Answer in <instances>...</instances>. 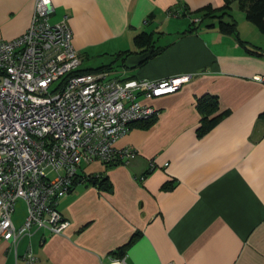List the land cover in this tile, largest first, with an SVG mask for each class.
<instances>
[{"label": "crops", "instance_id": "crops-1", "mask_svg": "<svg viewBox=\"0 0 264 264\" xmlns=\"http://www.w3.org/2000/svg\"><path fill=\"white\" fill-rule=\"evenodd\" d=\"M35 1L0 0V41L27 31ZM223 3L53 0L51 21L67 15L83 70L100 67L91 57L113 59L107 65L121 51H139L134 37L147 31L157 33V45L165 49L135 69L115 67L113 74L192 79L174 94L145 100L158 111L154 123L132 125L116 143L135 148L133 158L81 168L58 204L69 221L63 233L39 230L23 238L17 251L0 237V264H29V248L34 264H113L122 257L124 264H264V55L248 54L216 26L180 34L196 21L193 11ZM185 5L189 15H183ZM206 93L218 95L221 111L229 113L198 136L197 99ZM88 175L105 177L108 188ZM168 182L172 187L163 188ZM15 213L21 225L26 214Z\"/></svg>", "mask_w": 264, "mask_h": 264}, {"label": "built area", "instance_id": "built-area-1", "mask_svg": "<svg viewBox=\"0 0 264 264\" xmlns=\"http://www.w3.org/2000/svg\"><path fill=\"white\" fill-rule=\"evenodd\" d=\"M53 11V0H36L27 31L0 41V237L16 251L39 230L63 233L69 221L58 204L81 168L133 158L135 148L116 143L132 125L157 115L145 100L174 94L192 79L191 74L148 80L120 79L111 70L81 72L68 17L52 22ZM19 200L27 214L16 225ZM25 257L29 264L37 260L31 248ZM124 263L123 257L113 261Z\"/></svg>", "mask_w": 264, "mask_h": 264}, {"label": "trees", "instance_id": "trees-1", "mask_svg": "<svg viewBox=\"0 0 264 264\" xmlns=\"http://www.w3.org/2000/svg\"><path fill=\"white\" fill-rule=\"evenodd\" d=\"M238 3V7L242 10L245 14V18L256 25L263 33H264V0H224V3L220 7H213L212 5H206L201 7L194 12V14L199 18V21L193 22L191 27L181 32L180 34H184L187 32H193L198 30L200 27L205 28H212L218 27L219 31L233 35L240 44L245 48L246 52L250 55L254 56H263L264 49L258 46H254L247 41H244L240 37L239 28H238V21L234 18L232 14L233 4ZM183 15H189L191 12L189 11L188 6H184ZM209 20H214L211 22H207ZM159 34V33H158ZM135 46L139 49V51H121L115 55V59L113 62L102 65L95 69L89 70H81V72H92V71H100V70H112L115 67H124V62L126 58L133 54V53H143L150 49H153V53L149 59L156 56L164 47H160L157 45V33L155 32H147L143 31L137 34L134 37ZM148 59V60H149ZM148 60L143 62L141 65L145 64ZM197 108L199 112L202 114L200 126L197 129L198 136H203L210 130H212L228 113V110L221 111L220 109V98L216 94L206 93L200 96L197 99ZM260 117L264 118V112L260 114ZM156 119H151L148 121H142L135 123L134 125H139L143 128L150 127ZM117 163L107 164L109 166L115 165ZM80 177V176H79ZM79 177L74 181V184L79 180ZM89 179V181L98 184L101 188H108L105 177L95 176V175H88L85 176ZM171 182H168L164 185L163 188H171ZM123 254V253H122ZM121 254V255H122Z\"/></svg>", "mask_w": 264, "mask_h": 264}, {"label": "rangeland", "instance_id": "rangeland-1", "mask_svg": "<svg viewBox=\"0 0 264 264\" xmlns=\"http://www.w3.org/2000/svg\"><path fill=\"white\" fill-rule=\"evenodd\" d=\"M232 14L234 15V18L238 21V28H239L240 37L248 36L252 40L251 42L264 46V33L256 25H254L251 22H248V20L245 18L244 12L239 9L238 3H236V2L233 4ZM177 18L178 19H183V18L185 19V17H183V16H180ZM211 21H214V20H209L207 22H211ZM205 24H204V27H205ZM242 25H245V26L242 27ZM241 33H242V35H241ZM253 43H250V44L253 45ZM261 48L264 49V47H261ZM91 58L95 59V60H93L94 63H92L94 66H102V64H104V63L106 64V63L110 62L111 60H113L111 58H105L103 60L98 61L100 58H97V57H91ZM85 66H86V63L82 64L81 68H83ZM117 69L122 70L124 68L117 66ZM91 167H93V166H90V167L85 166L86 171H90ZM25 214H27L26 204L23 200H19L16 203L15 218H23L25 216Z\"/></svg>", "mask_w": 264, "mask_h": 264}, {"label": "water", "instance_id": "water-1", "mask_svg": "<svg viewBox=\"0 0 264 264\" xmlns=\"http://www.w3.org/2000/svg\"><path fill=\"white\" fill-rule=\"evenodd\" d=\"M152 53H153V49H150L143 53H133L126 58L124 62V67L127 69H135L139 67L143 62L148 60L152 55Z\"/></svg>", "mask_w": 264, "mask_h": 264}]
</instances>
